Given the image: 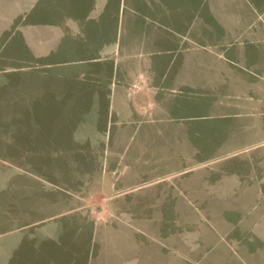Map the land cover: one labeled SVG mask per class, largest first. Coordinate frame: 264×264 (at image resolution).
Here are the masks:
<instances>
[{"label": "rangeland", "instance_id": "rangeland-1", "mask_svg": "<svg viewBox=\"0 0 264 264\" xmlns=\"http://www.w3.org/2000/svg\"><path fill=\"white\" fill-rule=\"evenodd\" d=\"M25 5L1 24L0 244L60 226V264H264V19L156 70L120 11L84 52V30L60 43V0ZM28 252L0 264L44 263Z\"/></svg>", "mask_w": 264, "mask_h": 264}, {"label": "crops", "instance_id": "crops-1", "mask_svg": "<svg viewBox=\"0 0 264 264\" xmlns=\"http://www.w3.org/2000/svg\"><path fill=\"white\" fill-rule=\"evenodd\" d=\"M228 2L232 6H238L236 13L226 9L225 4ZM31 4L32 0H28V5H25L21 11V16L23 15L24 18ZM246 6L250 8L253 16L246 11ZM130 8L132 9L131 17L127 12ZM119 11L124 15V25L129 32L127 45L139 49L138 41L140 39L141 42L143 37L145 46L149 47V51L156 56L152 61L153 68L159 70L160 67L178 65L186 69L193 57L192 46H200L198 42L203 46L202 41L210 36L221 37L225 34L240 36L247 29L252 30L254 24L264 19L261 17L264 13V0H60V43L65 38L74 42L79 31L84 30L89 34L90 44L93 43L88 48H84V52L91 51L94 47L95 50H103L106 47L105 43L110 45L113 26ZM116 13L117 18L114 20ZM92 14H95L93 19L96 23H91L89 20ZM17 17L16 0H0V35L2 20L5 23L4 31H8L14 22L16 23ZM103 26L105 31L100 29ZM93 28L98 30L95 33L99 34V40L97 38L92 40ZM109 32L111 36L106 35ZM253 34L262 36L264 27L255 30ZM84 52H81V55H86ZM197 54L199 56V53ZM177 55H180V58L176 61L174 58ZM222 55L223 53H220L218 56L222 57ZM199 63L203 64L202 61ZM227 63L233 65L234 61L228 60ZM218 190H222L221 184ZM93 202V209L96 210V197ZM89 227L91 230L90 225ZM93 229L95 230V227ZM42 230L46 241L41 246L29 239L30 236H25L24 239H10L7 243L0 244V260L2 249L7 247L8 255L11 256L18 247L26 245L29 255L24 257V260L35 258L39 261V257H42L43 264H60V247L57 245L60 243V226L58 228L44 227ZM87 237L90 238V236ZM74 254L73 258H76V261L70 260L69 264L91 263L92 257L87 251L80 254L79 250H76ZM8 255L4 257L6 261Z\"/></svg>", "mask_w": 264, "mask_h": 264}]
</instances>
